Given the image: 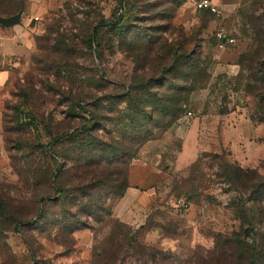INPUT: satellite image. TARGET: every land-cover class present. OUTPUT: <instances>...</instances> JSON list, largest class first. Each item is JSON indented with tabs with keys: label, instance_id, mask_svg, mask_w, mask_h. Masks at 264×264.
Returning <instances> with one entry per match:
<instances>
[{
	"label": "rangeland",
	"instance_id": "374dc122",
	"mask_svg": "<svg viewBox=\"0 0 264 264\" xmlns=\"http://www.w3.org/2000/svg\"><path fill=\"white\" fill-rule=\"evenodd\" d=\"M193 1L40 0L31 14L0 0V17L31 21L0 105V264H144L124 254L129 238L150 264H264V159L232 164L217 137L228 116L264 122V0H219L218 15ZM192 124L208 149L179 172ZM68 133L111 147L53 142ZM150 172L163 176L154 201L124 223L115 206Z\"/></svg>",
	"mask_w": 264,
	"mask_h": 264
},
{
	"label": "crops",
	"instance_id": "0c3cea01",
	"mask_svg": "<svg viewBox=\"0 0 264 264\" xmlns=\"http://www.w3.org/2000/svg\"><path fill=\"white\" fill-rule=\"evenodd\" d=\"M26 1L31 14H36L41 6L39 3L42 2ZM30 27V20H24L23 24L12 28L0 26V105L10 97L14 68L27 48L28 44L24 45V42L28 38L27 29ZM217 134L218 145L227 152L230 163L238 164L242 168L253 167L260 159H264V122H255L245 114L228 116L223 119ZM208 141L207 135L201 132L199 125L192 124L186 130L175 156L177 170L183 172L194 166L200 158V147L208 149ZM162 178L160 174L150 172L144 175L141 184L130 186L114 208L116 217L124 223L134 225L141 209L149 207L154 201L157 193L155 186Z\"/></svg>",
	"mask_w": 264,
	"mask_h": 264
},
{
	"label": "trees",
	"instance_id": "16d2710c",
	"mask_svg": "<svg viewBox=\"0 0 264 264\" xmlns=\"http://www.w3.org/2000/svg\"><path fill=\"white\" fill-rule=\"evenodd\" d=\"M201 12L202 13H206V14H211V13L206 12V11H201ZM211 15H213V14H211ZM120 23L121 22L119 20L118 22H115V23H109V22L108 23H104V24H102V26H108V27L117 29L120 26ZM86 113L89 115L90 120L93 123H95L96 122L95 115L92 114L91 112H87V111H86ZM93 123H92L91 126L86 127V128H82L81 130L82 131L85 130V131H87V133H89V131H91L93 129V127H94ZM83 132H81V133L84 134ZM76 133H79V132H76ZM82 134H80V135H78L76 137H74L76 135V134L74 135V133H72V134H69V133L68 134H62V135H59V136L55 137L54 140H53V142H56L55 143L56 145H61V143L63 141H65V140L68 141V140H73L74 139L72 142H74L75 144H78L80 148H83L84 146H87L88 149H90V151L88 152V154H90L91 151L92 152L98 151L100 153H106V151L108 150V148L111 147L107 143H104V142L98 140V138H95V137L87 136L86 138H82L83 137ZM51 151H52L55 159L60 158L59 153L55 152V150H53V147H51ZM82 153H86V152L85 151H82ZM59 191L61 192L62 190L58 189V192ZM184 199L188 203L191 204V199L189 197L188 198H184ZM100 207H101L100 204H95L94 207L92 206V211L94 213H97L100 210ZM18 225H22V224H18ZM113 229H114L113 231H115V232L118 230L115 227ZM118 232H120V231L118 230ZM119 235L122 236L121 233H119ZM113 240L115 242V245H118V241H119L118 238L117 237H113ZM124 241L126 242L125 244L127 245L124 254H127L129 250H133L132 253L134 255H136V257L137 256L139 257L138 261H143L144 264H150V261H152L155 258V255H153L152 253H149V252L147 253V252H143V251H140V250L135 251L132 248V246H129L130 244L131 245L132 244L135 245V243H134L135 241L132 238H129V240H124ZM118 247H120V248H118L119 250L123 249L122 246H118ZM138 248L143 249L141 247H138ZM144 250H146V249H144ZM147 251H150V250H147ZM150 252H153V251H150ZM130 257H133V256H130ZM125 260H126V257L125 256H123L120 259H116V261H117L116 264H118L119 262H125Z\"/></svg>",
	"mask_w": 264,
	"mask_h": 264
},
{
	"label": "built area",
	"instance_id": "2783aa9c",
	"mask_svg": "<svg viewBox=\"0 0 264 264\" xmlns=\"http://www.w3.org/2000/svg\"><path fill=\"white\" fill-rule=\"evenodd\" d=\"M193 7L196 11H206L213 15L220 14V4L219 0H194L193 1ZM217 40L220 44L221 48H224L227 44L231 45L235 43V39L228 37L225 33L218 32ZM189 116H192V113L189 112ZM191 204L188 203L185 199L179 198L175 201L174 208L172 210L177 211L178 213H186L190 210Z\"/></svg>",
	"mask_w": 264,
	"mask_h": 264
},
{
	"label": "water",
	"instance_id": "95a60500",
	"mask_svg": "<svg viewBox=\"0 0 264 264\" xmlns=\"http://www.w3.org/2000/svg\"><path fill=\"white\" fill-rule=\"evenodd\" d=\"M23 16H24V12L22 10L19 13L10 17H0V26L4 28H12L20 23Z\"/></svg>",
	"mask_w": 264,
	"mask_h": 264
}]
</instances>
